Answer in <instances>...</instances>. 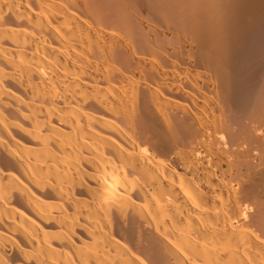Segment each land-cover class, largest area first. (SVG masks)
<instances>
[{
	"label": "bare ground",
	"instance_id": "bare-ground-1",
	"mask_svg": "<svg viewBox=\"0 0 264 264\" xmlns=\"http://www.w3.org/2000/svg\"><path fill=\"white\" fill-rule=\"evenodd\" d=\"M0 264H264V0H0Z\"/></svg>",
	"mask_w": 264,
	"mask_h": 264
}]
</instances>
